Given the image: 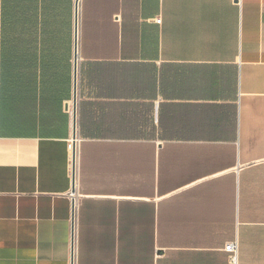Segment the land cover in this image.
I'll list each match as a JSON object with an SVG mask.
<instances>
[{
  "label": "crops",
  "instance_id": "obj_1",
  "mask_svg": "<svg viewBox=\"0 0 264 264\" xmlns=\"http://www.w3.org/2000/svg\"><path fill=\"white\" fill-rule=\"evenodd\" d=\"M42 1L0 0V264H264V0Z\"/></svg>",
  "mask_w": 264,
  "mask_h": 264
},
{
  "label": "built area",
  "instance_id": "obj_2",
  "mask_svg": "<svg viewBox=\"0 0 264 264\" xmlns=\"http://www.w3.org/2000/svg\"><path fill=\"white\" fill-rule=\"evenodd\" d=\"M232 2H235L237 4H241L242 0H231ZM158 23H160V20H157ZM78 142L79 139L76 135H73L68 140V151H69V175L70 178L73 181H75L76 175H77V166H78ZM73 195V194H72ZM74 231V229H73ZM74 234V232H73ZM225 250L228 254H230L231 261L236 264L238 261V254H239V242L238 240H235L234 242H230L226 245Z\"/></svg>",
  "mask_w": 264,
  "mask_h": 264
},
{
  "label": "trees",
  "instance_id": "obj_3",
  "mask_svg": "<svg viewBox=\"0 0 264 264\" xmlns=\"http://www.w3.org/2000/svg\"><path fill=\"white\" fill-rule=\"evenodd\" d=\"M49 0H44L42 2H48ZM12 2V0H4V5L7 3ZM13 2L18 3L21 7H29L30 9L32 6L37 5L40 3V0H13Z\"/></svg>",
  "mask_w": 264,
  "mask_h": 264
},
{
  "label": "water",
  "instance_id": "obj_4",
  "mask_svg": "<svg viewBox=\"0 0 264 264\" xmlns=\"http://www.w3.org/2000/svg\"><path fill=\"white\" fill-rule=\"evenodd\" d=\"M80 1L81 0H76V25L78 26V11H79V4H80ZM76 33H77V29H76ZM76 61V59H75ZM76 66V65H75ZM75 71L77 72V70L75 69ZM75 91H76V83H77V74L75 75ZM76 97L77 95L75 94L74 96V103L76 102ZM76 120H74V126L76 125ZM73 191L75 192L76 191V178H75V181H74V188H73Z\"/></svg>",
  "mask_w": 264,
  "mask_h": 264
}]
</instances>
